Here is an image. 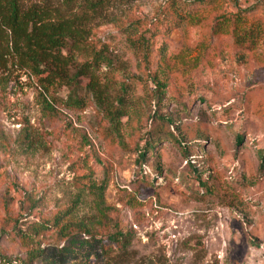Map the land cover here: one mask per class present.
Here are the masks:
<instances>
[{
    "label": "rangeland",
    "instance_id": "1",
    "mask_svg": "<svg viewBox=\"0 0 264 264\" xmlns=\"http://www.w3.org/2000/svg\"><path fill=\"white\" fill-rule=\"evenodd\" d=\"M104 14L75 56L98 52L101 105L45 89L0 38V264H264V0ZM233 14L235 34L213 27Z\"/></svg>",
    "mask_w": 264,
    "mask_h": 264
},
{
    "label": "trees",
    "instance_id": "2",
    "mask_svg": "<svg viewBox=\"0 0 264 264\" xmlns=\"http://www.w3.org/2000/svg\"><path fill=\"white\" fill-rule=\"evenodd\" d=\"M116 1L120 0H63V8L58 9L37 3L26 6L23 0H0V38L8 40L9 49L21 66L29 68L45 89L69 87L70 101L78 104L81 103L78 93L81 89L101 105L106 100L95 71L98 52H94L90 60L80 63L75 56L88 53L86 42L92 23L103 19L106 9ZM205 1L194 0L197 4ZM187 12L192 14V11ZM231 17L235 18L231 20L229 16L222 15L213 27L231 26L232 34H235L239 14ZM82 77L87 80L81 82ZM240 140L241 136L237 135V141ZM154 145L155 140L150 137L139 150L136 162L140 167L144 163L145 152L152 150ZM37 227L41 225L34 222L32 228L37 230ZM114 235L116 241L124 238L121 232ZM37 252H31V257Z\"/></svg>",
    "mask_w": 264,
    "mask_h": 264
}]
</instances>
